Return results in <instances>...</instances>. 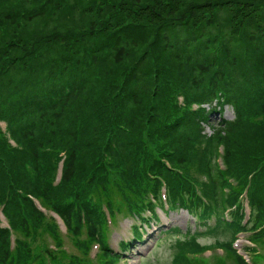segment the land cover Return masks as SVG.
<instances>
[{
    "label": "trees",
    "instance_id": "trees-1",
    "mask_svg": "<svg viewBox=\"0 0 264 264\" xmlns=\"http://www.w3.org/2000/svg\"><path fill=\"white\" fill-rule=\"evenodd\" d=\"M0 122V264H115L106 210L148 225L164 183L193 224L146 264H264L231 247H264V0H0Z\"/></svg>",
    "mask_w": 264,
    "mask_h": 264
},
{
    "label": "rangeland",
    "instance_id": "rangeland-1",
    "mask_svg": "<svg viewBox=\"0 0 264 264\" xmlns=\"http://www.w3.org/2000/svg\"><path fill=\"white\" fill-rule=\"evenodd\" d=\"M223 118L224 119H233L234 114L233 111L230 108H226L223 112ZM219 117L213 118V121H219ZM160 221L158 223H155L154 220L150 222V227L148 229L147 234L144 236L142 242H134L131 246V248L123 255V258H121L116 264H146V257L148 254L152 251L153 248H157V252L160 258V261L162 263H166L170 260V252L166 246L165 241H160L159 244H155L154 242L160 232L161 229L169 228V227H175L178 226L182 228L183 230L186 229L187 226L193 224L192 218L189 216L187 211L180 210L177 212H171L166 218L160 211ZM124 215H119L117 217L119 223L117 226H113L114 231H112L111 238V245L113 247H117V244L119 241H132L133 239V224L136 223L138 225V222H135L132 217L124 218ZM163 229V230H164ZM202 231V230H201ZM150 233V235H149ZM250 234L247 233L246 239L249 238ZM162 239L166 238V234L163 233L160 236ZM214 236H207L200 238L201 242L203 243H214L215 241ZM221 240L224 239V236L220 237ZM242 243H246L244 236H241ZM67 249H70V244L67 243ZM98 252V249L94 250L93 256ZM212 252L208 253L207 255H211ZM213 254H217L216 250H214ZM209 264H216L214 259L207 260Z\"/></svg>",
    "mask_w": 264,
    "mask_h": 264
}]
</instances>
